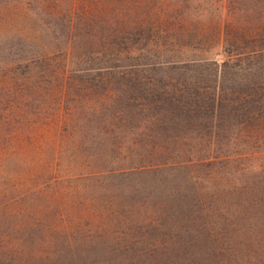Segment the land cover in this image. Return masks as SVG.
Returning <instances> with one entry per match:
<instances>
[{
	"label": "rangeland",
	"instance_id": "1",
	"mask_svg": "<svg viewBox=\"0 0 264 264\" xmlns=\"http://www.w3.org/2000/svg\"><path fill=\"white\" fill-rule=\"evenodd\" d=\"M40 1L0 0V128L13 133L0 150V264H264V124L171 138L109 101L125 84L102 58L57 54L49 64L67 71L46 77L28 60L69 48L60 17L84 0H57L51 17ZM191 1L196 25L226 13L220 2L240 25L241 12L249 27L264 18V0ZM216 47L182 57L220 59Z\"/></svg>",
	"mask_w": 264,
	"mask_h": 264
},
{
	"label": "trees",
	"instance_id": "2",
	"mask_svg": "<svg viewBox=\"0 0 264 264\" xmlns=\"http://www.w3.org/2000/svg\"><path fill=\"white\" fill-rule=\"evenodd\" d=\"M57 2L41 0L38 4L43 6L44 15L51 17V9ZM191 2L70 3L60 17V29L64 30L69 48L59 53L45 51L28 61L43 65L46 77H50L67 71L49 64L57 54L62 55L64 62L71 56L102 58L105 65L98 70L103 68L104 75L125 84L120 89L122 96L114 98L110 94L109 101L115 102L122 116L132 117L138 110L137 114L170 125L175 132L171 138H178L179 128H184L186 133L195 132L200 139L217 141L230 136L234 126L245 129L263 125L264 18H258L256 25L249 27L248 16L241 12L244 24L240 25L232 4L220 2L226 13L205 26L196 25L189 18ZM137 6L143 9L141 13L135 12ZM44 23L42 28L48 31L49 25ZM214 46L219 47L222 58L216 59L217 53L213 57H182L186 50L207 54ZM18 104L8 111V121L10 112L18 110ZM160 115L163 120L157 117ZM150 120L147 126L155 125ZM7 126L8 123L0 128V150L10 144L12 129ZM8 150L13 153V149Z\"/></svg>",
	"mask_w": 264,
	"mask_h": 264
}]
</instances>
